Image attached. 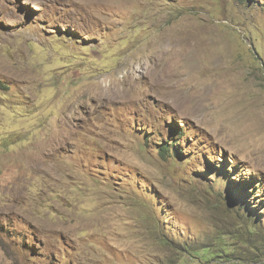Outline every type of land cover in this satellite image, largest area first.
<instances>
[{"label": "rangeland", "instance_id": "rangeland-1", "mask_svg": "<svg viewBox=\"0 0 264 264\" xmlns=\"http://www.w3.org/2000/svg\"><path fill=\"white\" fill-rule=\"evenodd\" d=\"M230 259L264 264V0H0V264Z\"/></svg>", "mask_w": 264, "mask_h": 264}, {"label": "trees", "instance_id": "trees-1", "mask_svg": "<svg viewBox=\"0 0 264 264\" xmlns=\"http://www.w3.org/2000/svg\"><path fill=\"white\" fill-rule=\"evenodd\" d=\"M197 251V253H199L200 254V256L202 257V256H205L206 254H205V252L207 251V249H198V250H196ZM234 261V259H230L229 260V263L230 262H233ZM235 262H233V264H234Z\"/></svg>", "mask_w": 264, "mask_h": 264}, {"label": "bare ground", "instance_id": "bare-ground-1", "mask_svg": "<svg viewBox=\"0 0 264 264\" xmlns=\"http://www.w3.org/2000/svg\"><path fill=\"white\" fill-rule=\"evenodd\" d=\"M95 3L99 4V3H102V4H107L109 0H93Z\"/></svg>", "mask_w": 264, "mask_h": 264}]
</instances>
